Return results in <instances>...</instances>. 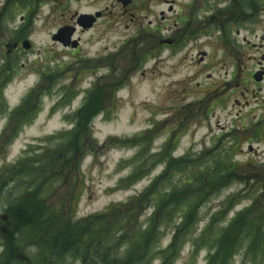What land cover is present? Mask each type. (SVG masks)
<instances>
[{"label": "rangeland", "instance_id": "374dc122", "mask_svg": "<svg viewBox=\"0 0 264 264\" xmlns=\"http://www.w3.org/2000/svg\"><path fill=\"white\" fill-rule=\"evenodd\" d=\"M75 10H78L77 7L73 9L71 6V11ZM58 27L35 28L38 33H33L31 37L38 45L36 49L41 51L23 56L26 59L23 60L24 65L19 67L17 77L11 83L7 81L4 86L2 81L7 76L6 69L13 65L14 57L10 55L6 59L0 56V174L35 154L42 156L46 164L44 171L37 169L38 175H27L14 182L7 179V187L2 190L0 216L7 215L12 201L20 200L28 193L34 196L38 187L42 188L40 198L53 208H58L62 223L82 220L104 212L113 203L128 202L134 196L137 198L151 181L163 174L172 147L170 141L161 161L149 169V174L133 185L127 179L134 176L140 166H144L146 158L156 156L172 135L173 141L178 140L176 156H181L191 146L194 147L193 151L201 153L216 143L217 149L237 155L235 160L241 164L238 171L234 170L237 175L218 183V191L203 204L197 235L229 199L233 202L231 211L214 220L215 225L219 223L224 226L247 208L250 209L248 219L252 223L256 219L264 222V137L250 144L252 131L240 134L237 127L240 105L232 100L223 103L226 104L223 106L221 101L225 99V94L206 92L205 84L209 86L228 77L213 74L202 82L201 74H206V68L204 63L198 64L196 58L195 68L201 74L194 79L187 61L182 60L191 59L192 55L189 53L184 58L178 56L174 61L176 54L167 52L161 58L147 60V65L135 74L138 65L155 44L145 47L146 54L140 56H131L132 51L128 47L109 56L112 50L120 46V40L125 35L123 28L117 29L111 38H107V30L103 36L95 31V37L101 39L85 42L79 52L85 59H79L51 41V35ZM15 61H18L16 57ZM108 65L113 67L115 74L109 73L106 69ZM119 84L124 87L118 91ZM91 89V92H87ZM30 92L28 107L25 108L24 101L20 112L9 115V108L20 106ZM90 99L93 104L91 110L86 112ZM78 112V117H81L79 121L86 124L84 129L80 127L78 130L74 121ZM70 132L74 133L71 143H68L69 139L63 138ZM249 145L253 147L251 151ZM254 150L256 154H253ZM68 154H72L69 160ZM58 159L61 161L57 163ZM193 162L189 160L185 164L181 161L177 165L184 168ZM27 166L35 168L33 161H28ZM49 170L53 173L47 175ZM122 180L126 184L117 187ZM175 180L174 185H178L179 177ZM131 206L137 228L138 222H144L145 213L150 216L153 208L144 203L139 207L135 204ZM223 219L226 221L221 222ZM0 230L2 233L8 231L3 219H0ZM170 240L171 234L167 232L163 240L164 249ZM247 244L244 241L239 246L240 253L231 264H264V252L258 258L248 254ZM208 255L206 248L194 252L192 244L187 243L175 264H207ZM110 259L107 258V261ZM64 262L84 264L73 258ZM152 264H160L159 259Z\"/></svg>", "mask_w": 264, "mask_h": 264}, {"label": "trees", "instance_id": "16d2710c", "mask_svg": "<svg viewBox=\"0 0 264 264\" xmlns=\"http://www.w3.org/2000/svg\"><path fill=\"white\" fill-rule=\"evenodd\" d=\"M92 104H89L86 112L91 110ZM25 105L27 108L28 102ZM78 116L79 113L74 120L77 129H84L86 124L79 121L81 117ZM73 133L66 134L63 139L67 138L71 143ZM71 156L68 154L67 160ZM57 157L61 158L60 155ZM231 157V154L221 151L210 154L204 160L198 158L184 168L177 164L181 161L188 163L192 160L190 157L176 162L166 161L163 174L154 179L139 197L126 203L113 204L102 213L73 222L62 223L59 220L60 211L40 198L42 188L38 187L34 196L28 193L20 200L12 201L6 211L8 216L2 215L6 218L0 216L8 225V231L2 233L0 230V264H65L64 260L68 258L84 264H152L155 259H159L160 264H175L187 243L192 244L194 252L202 248L208 250L207 264H231L240 253L239 246L244 241L248 243V254L261 257L264 252V222L256 219L252 223L248 219L250 209L236 214L224 226L214 224L219 216L231 211V199L197 235L203 204L218 191V183L237 175ZM146 160L144 166H140L129 179L130 185L149 174V169L161 161V156ZM28 161H33L35 168L27 166ZM45 165L42 156L35 154L10 168V171L4 170L0 174V203L7 179L14 182L27 175H38L37 169L44 171ZM51 173L53 171L49 170L46 174ZM176 177H179L178 185H174ZM45 183L46 180L43 181ZM142 203L153 208V212L150 216L145 213L144 222H138L135 228V212L131 205L139 207ZM167 232H170L171 240L164 249L163 240ZM107 258H111L110 261Z\"/></svg>", "mask_w": 264, "mask_h": 264}, {"label": "flooded vegetation", "instance_id": "af4514ba", "mask_svg": "<svg viewBox=\"0 0 264 264\" xmlns=\"http://www.w3.org/2000/svg\"><path fill=\"white\" fill-rule=\"evenodd\" d=\"M71 6L78 10L72 12ZM55 26L59 27L51 40L71 31L78 50L84 42L101 39L95 31L103 36L107 30L111 38L123 28L121 43L130 48L131 56L146 54L145 47L154 44L148 52L156 58L175 53V61L190 53L191 59L182 60L194 79L201 74L196 58L206 68L202 82L213 74L228 77L205 84L206 92L225 94L222 104L235 100L240 105V134L252 131L251 138L264 137V0H0V56L14 57L5 73L14 76L24 65L17 62L37 53L35 48L24 50L26 41L33 43L35 28ZM141 64L137 70L143 69Z\"/></svg>", "mask_w": 264, "mask_h": 264}]
</instances>
